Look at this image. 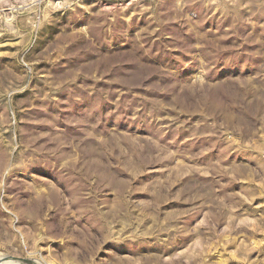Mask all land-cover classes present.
<instances>
[{
  "label": "rangeland",
  "instance_id": "rangeland-1",
  "mask_svg": "<svg viewBox=\"0 0 264 264\" xmlns=\"http://www.w3.org/2000/svg\"><path fill=\"white\" fill-rule=\"evenodd\" d=\"M0 256L264 264V0H0Z\"/></svg>",
  "mask_w": 264,
  "mask_h": 264
},
{
  "label": "bare ground",
  "instance_id": "bare-ground-1",
  "mask_svg": "<svg viewBox=\"0 0 264 264\" xmlns=\"http://www.w3.org/2000/svg\"><path fill=\"white\" fill-rule=\"evenodd\" d=\"M0 263L1 264H28V263H24L23 261L19 259H14L9 256H0Z\"/></svg>",
  "mask_w": 264,
  "mask_h": 264
},
{
  "label": "water",
  "instance_id": "water-1",
  "mask_svg": "<svg viewBox=\"0 0 264 264\" xmlns=\"http://www.w3.org/2000/svg\"><path fill=\"white\" fill-rule=\"evenodd\" d=\"M17 259L23 261L24 263H29V262H31V260L28 259V258H17Z\"/></svg>",
  "mask_w": 264,
  "mask_h": 264
}]
</instances>
